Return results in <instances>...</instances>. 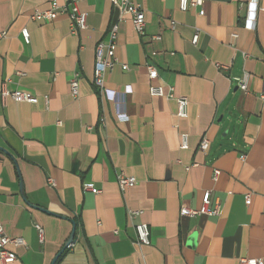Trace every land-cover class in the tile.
<instances>
[{"label": "crops", "instance_id": "crops-1", "mask_svg": "<svg viewBox=\"0 0 264 264\" xmlns=\"http://www.w3.org/2000/svg\"><path fill=\"white\" fill-rule=\"evenodd\" d=\"M53 1L0 0V223L25 242L10 247L19 258L12 264H52L74 229L56 264H264V0L255 29L251 0H204L186 12L180 0H134L147 35L163 39L148 46L130 19L119 24L117 64L104 79L117 92L132 88L127 122L94 85L97 45L117 21L111 0H81L88 29L78 33L66 14L31 20ZM153 87L187 98L188 116L177 117L176 101L152 96ZM3 89L33 99L4 100ZM121 174L136 184L122 191ZM208 192L220 216L181 215L183 205L202 209ZM141 223L149 246L137 244Z\"/></svg>", "mask_w": 264, "mask_h": 264}, {"label": "built area", "instance_id": "built-area-1", "mask_svg": "<svg viewBox=\"0 0 264 264\" xmlns=\"http://www.w3.org/2000/svg\"><path fill=\"white\" fill-rule=\"evenodd\" d=\"M81 0H70V2L64 6L60 5L56 0L51 4L50 9L45 11H35L31 15V20L36 22L53 21L57 19L60 15L66 14L70 17L71 21V31L72 33H78L80 31H85L88 29V14L82 12L78 6ZM263 0H251L249 4L250 19L249 22L253 23V28H256L257 15L261 11V2ZM114 8L117 11V21L111 27L109 31V40L107 42H100L96 48V64L94 69V85L99 90L102 97L111 101L117 107V117L121 122H127L129 116L126 112L127 107V97L132 94V88L126 87L123 92H117L112 89H108L105 86V74L112 70L117 64V59L115 56V43L119 33V24L130 19L134 25V28L141 39L146 40L148 46L159 45L162 42V35L160 33L155 35H147L146 32V15L144 9L136 3L134 0H111ZM204 5V0H180V10L183 12L188 11L192 8H199ZM172 27H175V22L171 23ZM22 36L26 44H30L31 38L27 30L22 31ZM7 37V32L0 33V42ZM233 39L238 37L237 34L232 35ZM198 40V34L195 36L193 42L196 43ZM158 51H153L152 56H157ZM124 70H128V66L124 65ZM148 75L151 79H157L159 77V71L154 63L147 64ZM248 78L249 76L244 75L243 79L240 81V88L246 91L248 88ZM71 91L75 97L79 96V79L75 77L71 81ZM152 96L167 97L168 99L175 100L177 103V117L183 119L188 116V105L189 100L185 97H174V90L169 89L168 93H165L164 89L161 87L151 88ZM3 99L11 98L16 102H28L33 99V95L27 92L14 91L10 92L6 89L2 90ZM210 141L204 138L200 144V150L206 152L209 148ZM188 135H182V149H188ZM220 175V171H215L214 180L217 181ZM49 185L54 186L53 180H49ZM137 182L136 178L128 177L126 175L118 176V185L122 191L127 188L132 187ZM87 190L95 191L91 185H86ZM99 193V191H95ZM247 202H250V195L246 197ZM211 194L210 192L205 194L204 206L200 210L190 208L186 205L181 207V215L184 217L195 218L201 215L207 216H220L221 206L218 204L215 208L211 209ZM39 237L43 239V229L40 226H36ZM137 234V244L141 246L151 245V231L149 225L141 223L135 227ZM25 242L21 238H11L9 237L3 225L0 223V262L1 264H12L17 262L19 258L14 254L10 247H20L24 246ZM243 264H261L259 260L243 259Z\"/></svg>", "mask_w": 264, "mask_h": 264}, {"label": "water", "instance_id": "water-1", "mask_svg": "<svg viewBox=\"0 0 264 264\" xmlns=\"http://www.w3.org/2000/svg\"><path fill=\"white\" fill-rule=\"evenodd\" d=\"M2 150V149H1ZM3 152H5L8 156H10L12 159H13V157L11 156V154L10 153H8L7 151H5V150H2ZM75 229L73 230V233H72V235H71V237H70V239H69V241H68V243L66 244V246H65V248L57 255V257L54 259V261H53V263L52 264H56L57 263V261H58V259L62 256V254L64 253V251L66 250V249H68L71 245H73L74 244V242H75Z\"/></svg>", "mask_w": 264, "mask_h": 264}]
</instances>
